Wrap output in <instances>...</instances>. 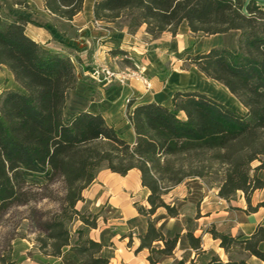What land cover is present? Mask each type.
I'll return each mask as SVG.
<instances>
[{"label":"trees","instance_id":"trees-1","mask_svg":"<svg viewBox=\"0 0 264 264\" xmlns=\"http://www.w3.org/2000/svg\"><path fill=\"white\" fill-rule=\"evenodd\" d=\"M28 8L26 0H10ZM46 10L59 19L73 21L85 0H43ZM0 5V67L14 75L20 90L0 95V264H17L13 242L17 230L6 228L14 208L32 206L28 221L34 243L43 256L62 258L69 248L77 260L64 264H110L104 244L90 237L99 225L98 215L79 210L83 192L102 170L126 176L138 170L141 184L149 190L148 206L135 207L147 218V229L138 235L136 253L148 250L149 264L174 255L181 232L166 234L154 215L163 209L179 218L176 205L165 196L187 180L200 179L217 185L219 196L232 200L243 192L251 210V197L264 189V3L249 0H100L94 7L97 21L124 22L130 32L146 26L157 39L176 35L186 22L194 34L213 36L238 31L237 49L217 46L209 51L186 52L183 62L196 67L208 79L223 85L246 109L239 113L199 91L177 92L166 106L128 104V120L136 140L130 143L101 114L77 113L69 122L64 109L67 94L78 85L72 59L54 53L31 39L25 16L8 19ZM255 162H259L253 167ZM56 205L41 211L37 205ZM259 205L257 208L261 207ZM256 208V209H257ZM80 222L74 230L72 225ZM208 232L228 255H215L208 264H250L231 253L242 249L264 262V225L250 238ZM198 253L202 239L186 234ZM177 264H184L183 261Z\"/></svg>","mask_w":264,"mask_h":264},{"label":"crops","instance_id":"crops-1","mask_svg":"<svg viewBox=\"0 0 264 264\" xmlns=\"http://www.w3.org/2000/svg\"><path fill=\"white\" fill-rule=\"evenodd\" d=\"M0 1L2 2H0L1 7L3 8L4 6V11L6 10L8 13V15H4L1 8V13L4 17L12 19L18 16H25L32 22L38 21L35 20L33 14L29 11L32 6L29 0H26L29 6L28 8L14 5L10 0ZM98 1L100 0H93L87 9V0H85L83 11L73 21H66L51 15L46 10L44 1L41 0L45 12L54 23L48 25L46 28H38L32 26L31 23L26 26V34L31 39L54 53L69 56L76 65L78 85L75 90L70 91L66 96L64 109L66 121L69 122L79 112L101 114L107 123L114 126L128 142L134 143L136 135L128 120V104L126 103L129 98L132 99V108L140 104L152 102L169 106L175 93L199 91L237 110L214 92L190 85L191 80L195 77L200 83L208 82L215 88L218 84L221 86L220 83L208 79L196 67L189 66L190 69H195L193 73L196 74H193V76L189 71H180L179 73L176 70L174 72L170 71L166 82H161L158 77H155L156 73L154 70L159 71L158 69L161 66H165L164 64L169 65V63H175V56H181L180 54H185L186 52L201 53L217 46H227L232 50H236V40L239 36L238 31H232L237 33V35L231 45L221 42L226 41L232 32L209 37L205 36L203 41L206 42H201V34H194L188 27V24L184 22L176 35L165 32L159 38L154 39L146 33V26H142L135 32H130L126 26L117 28V23L97 21L94 16V7ZM67 25L76 30V35L70 36V33L67 32L68 30H60L58 28L59 26ZM55 39L58 41L55 42ZM215 40L218 42L216 43ZM128 59L132 60V62ZM178 61L181 64L183 63L182 59ZM98 63L107 66L112 72H121L124 69H133L134 66H142L146 73L151 75V87L148 89L145 84L134 79L126 84L119 82L105 84L101 81V78H95L92 74L95 65ZM0 70L7 74L11 82V86L6 87L4 91L21 89L11 71L4 66L0 67ZM222 87L224 86L222 85ZM236 103L241 105L238 100ZM245 112L242 114H245ZM111 174L113 177H119V179L116 180L118 185L115 188V192H111L110 203L123 211L125 224L128 221L135 222V226L131 230L132 232L128 236L121 238L122 241L127 240V250L119 249L122 255H117L116 259H119L120 264H134V259L142 257L144 259L143 262L149 264L147 260L149 255L148 250L136 253L140 245L137 236L143 234L147 229L146 217L139 214L135 207L136 202H133V206L130 208L123 206L124 197L120 194V191L123 189L136 190L141 188L143 191H146L147 205V198L150 192L142 186L141 175L138 170H131L126 176L112 172ZM97 180L98 177L84 190V201L79 202L77 205L79 210L83 209L92 213L94 206L99 207L100 201L96 199L98 192L94 189ZM218 193L219 189H210L202 180L191 179L177 186L165 196L166 203L176 205L180 212L179 218L169 217L167 213L161 212L163 209L158 210L154 215L158 227L168 235H171L178 225L186 222V215L183 211L184 204H195V209L197 210L199 207L201 212L200 217H197L195 214L192 220L196 227L193 229L183 228L180 231L181 237L174 251V255L164 259L159 264H177L181 261L184 264H208L215 255L220 256L227 262L229 260L228 255L220 247L219 242L213 239L208 232V227H215L218 231L232 234L233 236L242 235L244 239H248L258 225H264V207L257 208L263 201L256 200L255 203L253 202L254 199L259 197V193H264V189H259L252 195L251 210H248L249 206L243 192H239V200L236 204H234L233 199L230 201L222 199ZM140 203L146 205L143 202ZM232 207L234 209H231ZM100 227L99 220L98 228L90 231V237L104 244L103 253L108 257L106 255L104 240L99 236ZM188 231H192L196 237L202 239V250L200 253L192 249L189 245L186 237ZM94 233H98V235ZM28 244L30 243L28 242ZM260 249L264 251V242L260 244ZM28 251V248H26L25 252ZM66 252L72 254L71 259L77 260V257L69 248L64 251V255ZM37 253L39 255L36 257L40 259L39 262L29 257L27 260H19L15 256V250L14 259L17 264H64V256L62 258L46 257L38 249ZM253 259L258 260L255 257H251L248 262L250 264H264L260 260H258L259 262H254ZM110 262L112 264L111 259Z\"/></svg>","mask_w":264,"mask_h":264},{"label":"rangeland","instance_id":"rangeland-1","mask_svg":"<svg viewBox=\"0 0 264 264\" xmlns=\"http://www.w3.org/2000/svg\"><path fill=\"white\" fill-rule=\"evenodd\" d=\"M29 1L32 4L31 9H29V11L33 14L35 20H38V21H33L31 23L32 26H35L38 28H41V27L46 28L48 25H52L54 23L53 21H51L50 17L45 12L43 5L41 3V0H29ZM235 1L237 4H240V5H245L247 2H249V0H235ZM257 1L260 4L264 3V0H257ZM92 2L93 0H87V9L89 8ZM2 12L4 13V15H8L7 11L6 10L4 11V6L2 8ZM68 26L69 25L59 26L58 28L60 30H65V29L68 30L67 32L70 33V36L76 35L75 34L76 30ZM123 26H124V22L122 21H119L116 24L117 28H121ZM236 35L237 33L235 32L230 33L226 41L221 42V43L231 45V43H233V41L235 40ZM204 37L205 35L201 34V42H206V41H203ZM54 41L56 42L58 40L55 39ZM215 42L217 43L218 41L215 40ZM180 55L181 56H175V61H174L175 63H169V65L164 64L165 66H161L160 69H158L159 71L154 70V72L156 73L155 77H158L161 82H166L170 74V71L174 72L176 70V72L178 73L180 71H189L192 76L193 74H196V73H193L195 72V69H190L187 63H184V62L182 64L179 63L178 60L179 59L183 60L185 54H180ZM129 61L132 62V60H129ZM179 64L181 65L179 66ZM139 68L141 69L142 74L140 76L143 78V80L142 78L134 79V80L140 81L145 85H146V82H144V80L150 83L151 75H148L142 66H139ZM131 70H137V69L134 66L133 69ZM130 81L131 80H129V82ZM191 81H192L190 82L191 86L194 85L195 87H198V88L210 91V92H214L216 95L222 98L226 103L231 104L233 107H235L239 112L241 113L245 112V109L241 105L236 103L237 99L233 95H231L225 87H222V85L220 86L218 83H216L218 84L216 85L218 88L217 87L215 88L214 86L210 85L208 82L200 83L195 77H193ZM9 86H11V82L7 74L3 72L2 70H0V95L4 92V89ZM128 100L132 101L131 98H129ZM126 103L129 104L128 102ZM258 164L259 162H255L253 164V167H256ZM98 175H99L98 180L97 182H95L94 189L95 191L98 192L96 195V199L97 201H100V204L98 208L94 206V210L92 211V214H98L100 224H101V227H100L101 230H100L99 236H101L102 239L104 240L105 247H106V255L112 260V264H120L119 259H116L117 255H122L119 249L127 250V240L122 241L121 238L123 236H128L132 232L131 230H132V227L135 226V222L128 221V223L125 224L123 220L124 218L123 211L117 206L110 203V198L112 196L111 192H115V188L118 185V182L116 180L119 179V177H113L111 172L107 170H102ZM259 176L262 179H264V172H260ZM207 186L210 189H215V190L218 189V186L216 184L212 186H209V185ZM120 194L124 197L123 206H125L126 208L132 207L133 202H139V203L143 202V204H146V191H143L141 188H138L136 190L123 189L120 191ZM238 194L233 198L234 204H236V202H238L239 200ZM259 194H260L259 197L257 199H254L253 202L255 203L256 200L263 201L261 204H263L262 206L264 207V193L262 194L259 193ZM144 206H148V205L146 204ZM32 207L33 205L28 206V207L14 208L8 217L9 222L6 228H8L7 230L9 231L17 230V234L19 237L15 239L13 242L14 250L16 251V255H15L16 258L19 260H27V258L29 257L39 262L40 259L36 257L39 255L37 253V245L34 243V239L36 238V235H34L31 231H29L28 221L26 220V218L29 216V212L32 209ZM37 208L41 211L47 212V211L54 210L56 208V205L49 201H43L42 203L37 205ZM231 209H234V208L232 207ZM80 210L85 211L83 209H80ZM183 211L186 215V222L184 224L182 223L178 225L174 229L173 233L176 231H181L183 228L193 229L194 227H196V225L192 222V220L195 214L197 215V217H200L201 211L199 210V207L196 210L195 204L186 203L183 205ZM85 212H89V211H85ZM161 212L166 213L165 210H162ZM80 226H81L80 222H76L72 225L74 230H77ZM208 229H210V227H208ZM0 231L2 232L4 231V229H1ZM173 233L171 235H173ZM94 234L98 235V233H94ZM28 242L30 244H28ZM26 248H28L29 250L28 252H25ZM231 256L235 260L245 259L249 261V259L251 258V256L248 253L244 252L240 248H237L234 251H232ZM71 258H72V254H70L69 252H66L64 255V260H70ZM253 260L254 262H259L256 259H253ZM143 261L144 259L142 257L133 260L134 264H145V262Z\"/></svg>","mask_w":264,"mask_h":264},{"label":"built area","instance_id":"built-area-1","mask_svg":"<svg viewBox=\"0 0 264 264\" xmlns=\"http://www.w3.org/2000/svg\"><path fill=\"white\" fill-rule=\"evenodd\" d=\"M137 70L126 69L124 71L112 72L109 68L101 63L95 65L93 69V76L95 78H101V81L105 84H112L113 82H119L121 84H126L129 80L141 79L142 74L141 69L137 66ZM143 80V78H142ZM146 82L148 88L151 87L150 83ZM128 103L130 100L127 101Z\"/></svg>","mask_w":264,"mask_h":264}]
</instances>
